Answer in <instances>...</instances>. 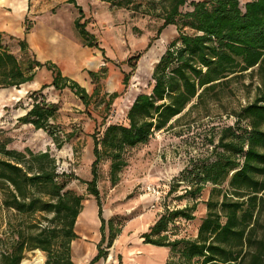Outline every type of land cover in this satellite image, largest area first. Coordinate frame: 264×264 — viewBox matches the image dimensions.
<instances>
[{"label": "trees", "instance_id": "obj_1", "mask_svg": "<svg viewBox=\"0 0 264 264\" xmlns=\"http://www.w3.org/2000/svg\"><path fill=\"white\" fill-rule=\"evenodd\" d=\"M100 1L118 8L131 4V0ZM186 2L172 0L163 24L144 49V53L148 51L167 27L176 28L177 39L167 46L153 68L151 91L138 94L131 103L126 114L127 126L109 125L101 138L96 133L91 136V180L82 183L98 208L100 240L96 255L88 264L106 259L107 252L102 248L105 239L106 247L110 248L120 232L101 217L97 182L102 156L111 159L113 177L124 166L121 155L125 150L144 146L154 133L172 129L192 101L196 103L188 111L219 87L227 85L230 79L245 73L259 80L255 99L236 114V128L223 130L214 147L223 152L217 154L216 160L194 169V176L191 175L193 171L187 174L197 181L192 182L181 197L189 195L195 199L206 185L212 187L206 202L207 213L196 238L170 241L164 234L176 219L192 221L194 205L165 211L141 238L145 245L169 249L171 257L165 264H264V217L261 218L264 211V0H252L243 8L238 0H202L192 2V10L181 14L179 9ZM67 3L78 11L73 27L83 46L98 49L103 55L95 36L81 23L84 18L81 9L74 0H67ZM180 24L193 33L183 34ZM29 30L26 19L24 34ZM2 38L0 34V90H18L31 83L42 68L52 75L50 85L26 95L29 103L24 105L25 109H20L22 114L17 116L15 125L41 131L56 150H61L72 136L63 137L53 123L58 104L47 100L44 92L49 88L59 93L68 90L83 106H88L90 99L97 95V89L89 96L77 83L62 77L55 65L37 62L28 54L25 40L17 42L23 53L19 58L8 44L2 43ZM141 55L138 53L127 59L125 64L130 72L123 73L124 88ZM104 72V68L98 73L88 72L92 84ZM116 97L115 94L109 96L106 106L109 107ZM242 122L246 123L243 131L238 128ZM1 134L5 139L0 140V203L21 221L11 248L0 251V264H21L25 253L32 251L45 254L44 264H74L71 243L77 239L74 228L84 200L67 190V186L79 179L72 174H59L56 160L48 151L9 150L11 140L4 130H0ZM226 181L227 190L223 191L221 185ZM36 215H51L49 223L53 228L45 230L31 222ZM174 256H178L176 262H173Z\"/></svg>", "mask_w": 264, "mask_h": 264}, {"label": "rangeland", "instance_id": "obj_2", "mask_svg": "<svg viewBox=\"0 0 264 264\" xmlns=\"http://www.w3.org/2000/svg\"><path fill=\"white\" fill-rule=\"evenodd\" d=\"M200 1L187 0L179 11L181 14L190 12V4ZM238 1L240 8H243L252 0ZM76 3L83 11L81 23L97 39L111 70L105 68V72L88 90L87 94L91 96L93 90L97 89V95L90 99L88 106H83L69 91L56 94L59 110L53 123L59 127L63 137L71 135L72 138L61 150H56L41 131L15 125L17 116L22 114L20 109H25L24 105L29 101L24 91L14 89L0 90V130H4L11 140L7 147L9 150L23 152L29 149L33 153L48 151L56 160L59 174H72L79 179L67 186V190L84 200L76 230L74 228L77 239L71 243V258L75 252L74 259L79 260L73 259V262L78 264L83 261L81 257L85 251L89 250L88 264L96 255V245L100 240L98 208L82 183L91 180V136L96 133L101 138L104 128L109 125L127 126L126 114L131 103L138 94L151 91L153 68L167 46L177 39L178 32L175 27H167L144 53L148 42L163 24L172 0H131V4L125 8L113 7L100 0H76ZM65 4L66 0H31L32 7L38 11L36 20L40 27L53 20L49 15L57 12L59 26L64 31L70 27L71 16L70 11L64 10ZM180 27L183 34L193 33L189 27L181 24ZM1 41L11 49L14 47L13 41L6 37ZM138 53L142 55L127 88H124L123 73L130 72L125 63ZM229 82L188 111L196 103L192 101L177 123H173L172 129L154 133L144 146L125 150L121 155L124 166L113 177L111 159L102 156L98 164L97 182L101 217L106 223L110 221L114 230L120 229V232L110 248L106 247L105 239L102 248L106 250L107 257L94 264H165L167 258L171 257L169 249L145 245L141 237L167 210L194 205L192 221L176 219L168 225L164 234L170 241L196 238L198 227L207 213L206 202L212 187L206 185L195 199L189 195L181 197L191 187V183L197 181L187 174L213 163L217 154L223 152L221 148L214 149L219 137L223 130L236 128V114L253 102L259 86L257 76H250L249 73L236 75ZM113 94L117 97L107 107L108 97ZM238 126L243 131L246 123L242 122ZM241 131L239 133L244 135ZM4 139L1 134L0 140ZM194 174L193 171L191 175ZM221 190H227V181L221 185ZM50 218L51 215H36L31 222L42 229L51 230L54 225L49 223ZM20 221V217L0 203V251L11 248ZM105 234L108 235L107 229ZM77 253H80L79 257ZM45 259V254L40 251L27 252L21 264H33L37 260L44 264ZM177 259L178 256H174L173 262Z\"/></svg>", "mask_w": 264, "mask_h": 264}, {"label": "crops", "instance_id": "obj_3", "mask_svg": "<svg viewBox=\"0 0 264 264\" xmlns=\"http://www.w3.org/2000/svg\"><path fill=\"white\" fill-rule=\"evenodd\" d=\"M74 3L79 7L76 0H74ZM64 10L71 12L69 18L70 27H68L66 31L59 26V14H57V12L51 15L48 14L53 20L44 23L40 27V23L38 24L36 20L38 11L36 8L32 7L31 0H0V34L2 37L12 39L14 47L11 51L14 55L19 58L23 55L17 46V42L25 40L28 54L32 55L37 62L41 64L49 62L55 65L62 77L77 83L88 93V90L92 88V81L88 76V72L98 73L102 68L111 70L110 64L107 63L108 58L104 51L102 55L98 49L83 46L81 39L78 37L73 27L74 21L79 16L74 5L68 4L66 0ZM26 19L30 24V30L27 34H24ZM51 82V73L45 68H42L36 72L33 81L29 84L20 86L18 92L24 91L25 96L30 92L38 90L43 85H50ZM65 91L68 90L62 92L64 93ZM56 94L60 93L55 92L51 88L44 92L47 100L51 102H56ZM53 97L54 99H52ZM77 220L75 223V230L77 228ZM71 253L73 255V250ZM90 254L91 252H89V250L85 251L84 256L81 257L83 258V261H81L82 264L88 262ZM75 255L76 253L74 252V256ZM74 256H72V262ZM77 257H79L78 253Z\"/></svg>", "mask_w": 264, "mask_h": 264}, {"label": "bare ground", "instance_id": "obj_4", "mask_svg": "<svg viewBox=\"0 0 264 264\" xmlns=\"http://www.w3.org/2000/svg\"><path fill=\"white\" fill-rule=\"evenodd\" d=\"M78 256H80V253L78 254ZM79 260V259H78ZM35 262V261H34ZM33 264H41L38 260L35 262V263H33ZM78 264H82L81 263V261L78 263Z\"/></svg>", "mask_w": 264, "mask_h": 264}]
</instances>
